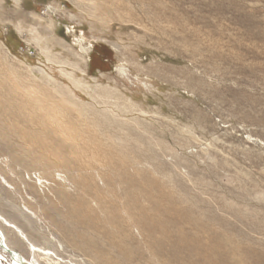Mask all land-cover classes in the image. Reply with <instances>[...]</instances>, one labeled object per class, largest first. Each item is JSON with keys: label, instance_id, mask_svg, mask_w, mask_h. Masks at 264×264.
<instances>
[{"label": "rangeland", "instance_id": "obj_1", "mask_svg": "<svg viewBox=\"0 0 264 264\" xmlns=\"http://www.w3.org/2000/svg\"><path fill=\"white\" fill-rule=\"evenodd\" d=\"M21 100L0 232L24 263L264 264V0H0Z\"/></svg>", "mask_w": 264, "mask_h": 264}, {"label": "bare ground", "instance_id": "obj_2", "mask_svg": "<svg viewBox=\"0 0 264 264\" xmlns=\"http://www.w3.org/2000/svg\"><path fill=\"white\" fill-rule=\"evenodd\" d=\"M17 99H19V97H16ZM14 105L11 106V108H6V107H2L0 106V112L1 114L9 121L11 122H17V121H23V119H21V117L19 116L20 114V111L19 109L22 108L23 109V106H25V102L21 100L20 103H13ZM19 106V107H18ZM35 110V109H34ZM32 111V110H31ZM27 116L25 115L24 119L26 122H28ZM10 122V123H11ZM30 124V123H29ZM23 127V126H22ZM14 132L17 133L19 136L21 135V129L19 128H15L14 129ZM29 134V133H28ZM33 134V133H32ZM29 136V135H28ZM34 138V137H33ZM23 139V138H22ZM26 139V138H25ZM28 139V138H27ZM29 140V139H28ZM24 141V139H23ZM30 141V140H29ZM3 184L5 186H7L4 182ZM3 224L8 227L9 229H12L14 231V233L17 234V239L19 241V239L21 240H24L23 236L19 234V231L17 230V228H15V226L13 225H10L9 223L7 222H3ZM6 239H5V236L3 235V233L0 232V264H26L24 263V260L21 258V256L15 252L13 249H11L6 243ZM5 246L3 248V246ZM28 250L29 252H34V253H41V251H39L38 249H36V247L34 246H31L30 248L28 247ZM4 254H6L7 256V259L5 260V257H4ZM43 254V253H41Z\"/></svg>", "mask_w": 264, "mask_h": 264}]
</instances>
